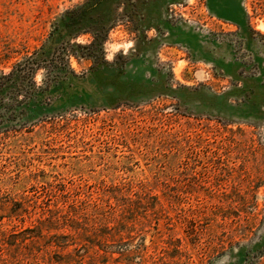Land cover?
Returning a JSON list of instances; mask_svg holds the SVG:
<instances>
[{"label":"rangeland","instance_id":"obj_1","mask_svg":"<svg viewBox=\"0 0 264 264\" xmlns=\"http://www.w3.org/2000/svg\"><path fill=\"white\" fill-rule=\"evenodd\" d=\"M35 52L0 264H264V0H0V72Z\"/></svg>","mask_w":264,"mask_h":264},{"label":"trees","instance_id":"obj_2","mask_svg":"<svg viewBox=\"0 0 264 264\" xmlns=\"http://www.w3.org/2000/svg\"><path fill=\"white\" fill-rule=\"evenodd\" d=\"M37 52H35L34 55L25 58V60L15 63V65H13L10 71L0 72V97L2 96V93L5 90H8V92H11L13 100L10 105H23V104L30 105L32 102L31 101L32 98L37 95L36 93L37 88L38 89L41 88L40 86L39 87L37 86L38 83L35 79V72L37 68H39L40 65L42 64V60L44 61L46 60L41 59V58L39 59L38 56L35 55ZM47 88H48L47 85L42 86V94ZM39 92L41 91L38 90V94ZM71 218L73 219L74 217H71ZM43 220H44V223L42 224V228H40L41 231L38 228H36L40 232H42L44 228H47L45 227V225L48 227H51V224H52L51 223L52 218L43 219ZM122 225L120 226V224H116V225L109 224L108 222L101 223V227L106 228V230H108V236L113 238L115 242L117 241V242H120L121 244H123L122 231L124 230ZM79 228H82L84 232L83 234H85V232H88L87 225H82ZM30 230L34 231V228H31ZM40 236L41 234L34 233L31 237L28 236L27 238H31L36 241L37 238ZM67 262H70V261H67Z\"/></svg>","mask_w":264,"mask_h":264}]
</instances>
